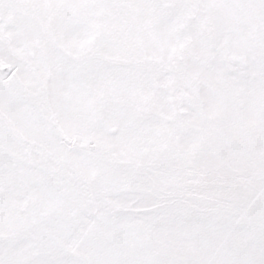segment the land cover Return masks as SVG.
I'll use <instances>...</instances> for the list:
<instances>
[{"label": "snow or ice", "instance_id": "snow-or-ice-1", "mask_svg": "<svg viewBox=\"0 0 264 264\" xmlns=\"http://www.w3.org/2000/svg\"><path fill=\"white\" fill-rule=\"evenodd\" d=\"M0 264H264V0H0Z\"/></svg>", "mask_w": 264, "mask_h": 264}]
</instances>
